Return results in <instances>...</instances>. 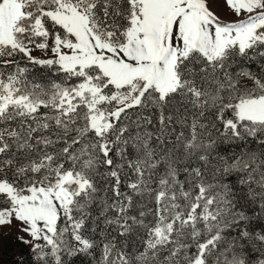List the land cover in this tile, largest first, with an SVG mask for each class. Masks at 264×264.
I'll return each instance as SVG.
<instances>
[{
  "label": "snow or ice",
  "instance_id": "6c2138e0",
  "mask_svg": "<svg viewBox=\"0 0 264 264\" xmlns=\"http://www.w3.org/2000/svg\"><path fill=\"white\" fill-rule=\"evenodd\" d=\"M225 3L0 0V228L35 264H264V0Z\"/></svg>",
  "mask_w": 264,
  "mask_h": 264
},
{
  "label": "trees",
  "instance_id": "16d2710c",
  "mask_svg": "<svg viewBox=\"0 0 264 264\" xmlns=\"http://www.w3.org/2000/svg\"><path fill=\"white\" fill-rule=\"evenodd\" d=\"M16 59H19V57H16ZM23 65L24 61H21V66ZM2 70L5 72L14 70V66L4 67ZM251 70L258 72V69L255 67H252ZM33 72L36 77L39 78L42 70L35 68L33 69ZM241 85L248 88L253 87L252 82L247 80H242ZM213 136L217 139V144L213 152L214 155L219 153V155L231 157L233 153H236L237 155L239 154V149L236 146L238 142H223L222 138L219 137V134L215 132L213 133ZM225 179L226 181H230L232 184H238L237 174H232ZM19 243H9L4 247V249H2V251H0V264H17V261L20 260H23L25 264H35V257L32 255L31 249L27 246H25L26 248H19ZM98 254L99 251L97 250V255ZM73 264H86V259L81 256L74 257Z\"/></svg>",
  "mask_w": 264,
  "mask_h": 264
},
{
  "label": "rangeland",
  "instance_id": "374dc122",
  "mask_svg": "<svg viewBox=\"0 0 264 264\" xmlns=\"http://www.w3.org/2000/svg\"><path fill=\"white\" fill-rule=\"evenodd\" d=\"M209 2L211 5V10L219 15L222 19L229 21L236 19V17L227 8L225 0H209ZM33 55L41 58L44 57V54L40 51H34ZM18 235H23V233H19L16 226L11 228L7 226L0 228V251H2V249H4V247L9 243H19L20 241L17 239ZM18 246L19 248H24L25 246L29 247L28 245H25L21 242L18 244Z\"/></svg>",
  "mask_w": 264,
  "mask_h": 264
}]
</instances>
